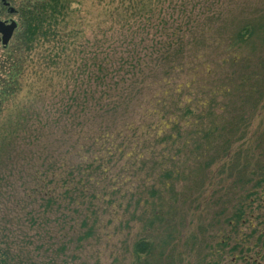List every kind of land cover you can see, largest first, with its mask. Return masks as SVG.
Listing matches in <instances>:
<instances>
[{"label":"rangeland","instance_id":"374dc122","mask_svg":"<svg viewBox=\"0 0 264 264\" xmlns=\"http://www.w3.org/2000/svg\"><path fill=\"white\" fill-rule=\"evenodd\" d=\"M30 1L17 0V4L23 6ZM79 2L73 4L78 12L72 24L82 29L79 42L94 41L96 26L101 21L99 14L113 4H99L98 0ZM221 3L227 5L226 1ZM167 6L168 2L164 7ZM220 7L215 10L221 11ZM201 10L197 8V12ZM106 22L110 27L109 38L118 41L119 49L120 29L113 24L114 16L106 18ZM222 22L218 18L211 20L208 39ZM203 48L187 57L185 65L167 77L162 69L147 70L142 77L145 82L138 86L139 92L130 109H122L116 117L106 116L95 107L98 93L87 102L86 110L73 105L66 114L58 113L63 106L71 105L63 99L66 87L57 82L58 77L54 85L46 81V75L39 78L33 72V64L29 65L24 89L15 99L29 109L24 115L16 114L15 119L24 122L32 137L37 126H46L44 136L36 141L37 149L50 151L60 147L76 164L80 154L90 160H101L97 172L103 176L96 174L78 189L72 188L76 190L70 194L73 202L67 198L63 202L64 212L51 217L45 228L35 224L30 216H22L19 221L21 212L13 214L15 238L28 260L36 259L34 255H39V251L49 256L48 246L52 252L57 251L66 241L75 239L79 235L75 228L84 233L86 227L81 224L86 218L89 226H94V235L79 243L68 242L72 250L62 256L58 251L56 262L132 264L133 244L143 236L156 244L151 255L144 257V263L148 260L149 264H246L241 259L249 257L250 263L257 260L258 264H264V181L257 186L264 179V174L261 175L264 173V50L260 47L254 52L227 51V44L218 38L210 39ZM3 54L0 42V57ZM124 55L122 59L127 58ZM156 71L157 75L160 73L158 79H155L157 75L153 76ZM33 86L35 92L44 93L41 99H29ZM214 104L213 114L210 108ZM168 110L174 111L170 119L161 116ZM4 116H0V122L5 121ZM212 121L215 127L210 131L209 142L213 147L207 150V156L213 158L219 154V158L208 168L202 164L197 169L199 155L204 159L206 153L196 148L197 134L201 128H209ZM176 124L180 126L182 139L170 147L173 163H162L163 154L167 153L163 139L172 133L176 136ZM22 134L19 131L20 137ZM120 144L132 147L123 150ZM165 168H173L175 176L179 174L173 185L169 181L168 185L160 182ZM153 187L159 191L156 198L148 193ZM147 198L149 202L145 201ZM240 206L246 209V219L234 226L230 223L233 209ZM76 208L83 215L79 216ZM156 214L166 215L168 223L177 228L163 250L159 243L167 228L156 224L147 226L146 231L145 222L141 221L143 217L155 218ZM51 233V243L37 249L40 243L47 242L46 237ZM66 233H69L67 238ZM236 244L242 250L241 246L251 249L247 255L233 253ZM219 250L224 254L218 262L216 251Z\"/></svg>","mask_w":264,"mask_h":264},{"label":"trees","instance_id":"16d2710c","mask_svg":"<svg viewBox=\"0 0 264 264\" xmlns=\"http://www.w3.org/2000/svg\"><path fill=\"white\" fill-rule=\"evenodd\" d=\"M79 1L32 0L19 6L18 29L10 43L3 46L4 54L0 57V116L5 115L6 119L0 122V264H65L56 262L55 256L59 255L55 254L59 251L62 256L72 250L68 242L86 241L95 232L94 226H89L84 218L81 224L86 227L84 233H79L75 228L74 232L79 234L75 239L66 241L57 251L52 252L48 246L49 256H44V252L39 251V255H34L36 259L32 260L27 259L17 244L13 231L14 213H22L18 216L19 221L22 216H30L35 224L45 228L51 222V217L64 212L63 202L67 198L73 202L74 198L70 194L76 190L72 188L78 189L79 185L94 179L96 174L103 176L97 172L101 167V160H90L80 154L76 164L71 156L64 155L66 153L60 147L50 151L37 149L39 144L36 141L44 136L46 126H37L35 136L32 137L28 135L24 122L15 119L16 114L24 115L26 109H29L24 104L15 102L24 89L29 65L33 64V72L39 78L46 75V81L54 85V79L58 77L57 82L66 87L63 99L71 105L60 106L66 110L60 108L58 113L66 114L73 105L86 110L89 107L87 102L98 93V104L95 107L101 109L106 116L116 117L122 109H130L131 101H134L139 92L138 86L145 82L142 77L147 70L162 69L165 76L171 75L176 68L185 65L187 57L202 51L210 39L224 41L227 51L254 52L260 47L264 50V0H98L99 4H113V7H106L99 14L101 21L96 26L94 41L88 39L81 42L79 37L82 29L78 26L75 28L72 24V19L78 12L73 4L80 3ZM223 1L227 2L226 6L221 3ZM167 2L168 6L164 7ZM220 5L222 10H215ZM197 8L202 10L197 12ZM109 16H114L113 24L120 29L119 49L116 48L118 41L109 38L110 27L105 25ZM215 18L223 22L208 39L207 33L212 29L209 24ZM124 54H127L126 59H122ZM157 72H153V76ZM159 77L160 73L155 79ZM29 94V99L34 100L41 99L44 93L40 90L35 92L33 86ZM11 106H15L12 111ZM215 106L216 104L210 108L213 114ZM186 108L189 110L190 107ZM6 110L9 111L5 113ZM173 114L174 111L168 110L161 116L170 119ZM51 122L59 123L58 120H50ZM46 125L49 123L46 122ZM175 126L176 136L172 133L163 139L166 140L167 153L163 154L162 163H173L174 156L170 147L172 143L179 144V139H182L180 126ZM214 127L215 122L212 121L209 128H201L197 134L196 148L202 153L206 152L204 159L202 154L199 155L201 158L196 161L197 169L203 167L202 164L208 168L219 158V154L213 158L207 156V150L213 147L209 142V135ZM19 131L23 133L22 137L19 136ZM120 146L123 150L132 147L125 144ZM181 149L178 152H182ZM110 158L113 159L112 156ZM263 174L262 172L261 175ZM178 176L179 174L175 176L173 168H165L161 171L160 182L163 185H168L169 182L173 185L172 182ZM262 181L264 179L259 180L257 186ZM148 193L150 197L159 196L155 187ZM145 201L149 202V199ZM233 210L231 221L234 222L230 223L237 226L246 219V209L240 206ZM75 211L81 216L82 212L78 208ZM141 221L145 222V230L147 226L154 227L156 224L158 227L163 224L167 228L166 235L159 243L162 250L169 244L173 231L177 230L168 223L166 215L143 217ZM68 235L66 233L64 237L67 238ZM52 236V233L48 234L47 242L40 243L37 249H43ZM40 239L44 240L43 237ZM248 242H251L249 237ZM155 247V241L141 236L132 247V264H149L148 260L144 263V257H149ZM241 247L243 250L236 244L231 252H245L247 255V251L251 249ZM216 253L218 262L222 261L224 252L219 250ZM241 261L258 264L257 260L250 263L249 257H243Z\"/></svg>","mask_w":264,"mask_h":264},{"label":"flooded vegetation","instance_id":"af4514ba","mask_svg":"<svg viewBox=\"0 0 264 264\" xmlns=\"http://www.w3.org/2000/svg\"><path fill=\"white\" fill-rule=\"evenodd\" d=\"M19 5L17 0H0V19L6 22L17 20L19 23Z\"/></svg>","mask_w":264,"mask_h":264},{"label":"water","instance_id":"95a60500","mask_svg":"<svg viewBox=\"0 0 264 264\" xmlns=\"http://www.w3.org/2000/svg\"><path fill=\"white\" fill-rule=\"evenodd\" d=\"M19 23L17 20L6 22L0 19V42L7 46L17 31Z\"/></svg>","mask_w":264,"mask_h":264}]
</instances>
